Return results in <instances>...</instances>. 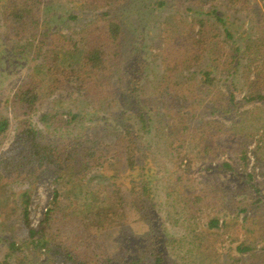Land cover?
<instances>
[{
  "label": "rangeland",
  "instance_id": "1",
  "mask_svg": "<svg viewBox=\"0 0 264 264\" xmlns=\"http://www.w3.org/2000/svg\"><path fill=\"white\" fill-rule=\"evenodd\" d=\"M16 1L20 0H0V122L4 119L9 121L6 131L0 134V160L10 152L15 136L20 130V124L26 121H29L39 133V139L45 144L56 142L64 147L77 140L93 138L94 135H107V130H117L123 133L130 131L142 151L134 170L123 164L115 167L114 162L110 161L103 164L102 169L91 171L85 180L86 185L97 187L110 185L113 181L126 184L128 190L124 194L127 198L123 199L122 206L128 211V215L122 220L123 226L97 232L88 228L89 220L75 217L71 219L66 217V211H59L55 216L57 220L54 221V227L60 230L56 237H58L57 242L62 245V252L52 249L35 253L33 264H66L65 259L71 263L66 255L68 252L74 259L82 260L87 264H93V260L104 262L109 257L113 258L111 259L113 264H119L123 262L122 260L126 262L133 257H139L138 249H145L146 244L138 241L136 236L141 235L133 231V228L142 225L137 223L139 210L130 204L132 195L129 196V189L133 183L139 187L145 205L150 208L147 212L150 213L153 219L152 225L156 229L155 241L166 264H194L195 261L200 263V260L189 252L187 241L184 242L188 237L193 239L195 233H203L210 240L217 242H215L216 250L220 252L216 257L218 258L216 264H242L243 260L247 261L246 264H264V231L257 232L261 224L264 225V103L260 101L248 103L245 100L250 89L248 78L255 77V71L251 72V65L253 68L257 64L261 65V71L264 70V0H241L236 5H228L224 0L207 3H182L181 0H126L116 11L119 19L130 24L129 33L132 43H135L137 48L145 49L152 54H161L164 49L167 41L165 33L167 26L180 27L184 32L180 38L185 40L190 35V24L195 25L197 31L202 24H206L210 36L219 34L221 41L225 40L229 48L239 49L237 61L241 62V65L229 72L224 71L215 75L217 82L209 88L215 103L212 102L209 106L213 109L201 113L202 116L192 122V125L200 127L204 120L215 119L227 126L240 129L245 135L242 144L248 146L249 163L246 167L243 166L240 158L243 148L239 145L234 146L240 142V139L232 137L235 133L232 128V132L225 135V143L219 142L218 145L211 146L216 152L212 160L207 161L203 146L198 142L186 143L184 151L192 155V164L190 170L186 163L183 164L181 171L168 153L170 140L177 139L179 127L174 125L172 118L154 100L145 101L148 96V80L151 81L153 78L151 72H159L160 68L156 67V64L160 60L154 64L148 57L146 67H139L134 60L136 55H131V58L127 59V67L131 68V75L136 81L135 88L133 84L130 85L131 77L125 75L122 82L115 86L117 92L119 91L124 97L118 100V96L115 95L116 102L111 108L104 109L105 106L100 108L92 101L91 91L86 85L83 74L85 69L75 66L69 71L72 76L70 81L82 84L85 82L78 91L71 88L69 92L63 90L62 86L61 89L56 87V90L50 91V87L45 86L42 88L45 98L39 103L35 112L24 116L18 108L14 109L12 98L19 87L35 73L40 61L35 55L37 40L31 41L30 47L29 42L26 41L29 37L19 41L9 36L8 20H12L10 13ZM82 1L72 3L68 0H41L39 18L43 24L45 20L51 23L53 30L73 36L95 20L96 15L101 12L84 11V1ZM70 14L78 15L79 19H69ZM218 17L222 20L219 33L214 32L215 28L212 26L219 21ZM227 30L233 36L230 42L227 41ZM79 37L74 35L75 39L79 40ZM180 38H172V40L180 41ZM249 44L253 46L252 50H248ZM209 58L210 56L191 71L203 78L202 70L211 66L208 64ZM124 70L126 71L127 68ZM118 77L115 75L113 84ZM153 80L151 83L156 84V80ZM232 93H235L233 102L230 99ZM222 99L226 101L223 105L219 101ZM213 110H215L214 115L211 113ZM248 110V114L244 113ZM257 110L261 113H254ZM141 111L144 118L140 114ZM73 114L77 116L75 122H71ZM226 164L229 167H226ZM24 175L25 173L10 179L16 180L17 183L7 190L6 197L10 205L16 203L20 207L24 199L22 193L27 191L31 195L29 220L35 227L44 218L47 208L54 203V185L48 181L49 176L40 182L32 178L33 184L29 185ZM180 175L183 176V180L177 181ZM144 186L148 189L145 190ZM221 190L228 193L242 191L248 196L247 202L250 203L249 216L260 218L256 224L252 221L248 223V227L256 231L247 240V244L251 247L249 252L242 253L238 247L239 242L244 238L242 233H239L244 214L237 216L234 212L230 213L228 206L230 210L233 209L234 202L231 197L227 206L224 204L220 206L217 203L216 199L219 198ZM168 192H172L171 196H168ZM183 194L192 195L191 198L201 196L203 203L199 201L196 205L201 206L210 202L211 208L198 211L197 213H200L198 217L191 219L188 215V205L182 201ZM55 204L59 207L68 206L71 204V199L60 198ZM21 212L22 210L18 211L10 227L5 228L0 224L2 256L7 253L12 254L10 242L20 243L23 240L24 231L20 230ZM213 219H219V225H226L228 229H215L210 225ZM145 228L147 229L146 225ZM235 238L237 240L233 241ZM98 242L102 246L101 249L96 247ZM117 242L134 249L127 253L120 252ZM31 252L32 249L25 246L19 253L14 254L13 258ZM145 261L148 263V257Z\"/></svg>",
  "mask_w": 264,
  "mask_h": 264
},
{
  "label": "trees",
  "instance_id": "2",
  "mask_svg": "<svg viewBox=\"0 0 264 264\" xmlns=\"http://www.w3.org/2000/svg\"><path fill=\"white\" fill-rule=\"evenodd\" d=\"M68 1L73 3V1L80 0ZM83 1L84 11L101 12L96 15L95 20L74 34L80 36L79 40L75 39L74 35L68 36L53 30L51 23L46 22V20L43 24L39 18L41 0H20L16 1V5H13L10 13L12 20H8L10 25L9 36L11 39L19 41L29 37L26 41L29 42L30 47L31 41L37 40L35 55L40 59L35 73L19 87L12 98L14 109L18 108L22 111V115L28 116L37 110L39 103L45 98L43 87L49 86L50 91H54L57 89L56 87L61 89L62 86L63 90L71 92V88L78 91L85 82L91 91L92 101L100 108L102 106H105L104 109L111 108V105L114 106L116 102L115 95L118 96V100L124 97L119 91L117 92L115 86L122 82L125 75L131 77L130 85L133 84L135 88L136 81L131 75V68L127 67V59L131 58V55H136L134 60L139 64V67H146V59L150 57L154 64L160 60L156 64V67L160 69L158 73L156 71L151 72L153 74L151 81L154 79L153 81L156 80L157 83H151L148 80V96H146L145 101L154 100L172 118L174 125L179 127L177 139L170 140L171 143L168 145V153L174 159L178 170L181 171V167L185 163L190 170L192 164V155L184 151L186 143L198 142L199 145L203 146L207 161L212 160L216 156V152L211 146L218 145L219 142L225 143V135L231 133L232 128L235 130L232 137H239L240 139V142L234 146L239 145L243 148L241 156L236 154L240 156L243 166L246 167L249 163L248 146L242 144L245 135L240 129L227 126V124L215 119L204 120L200 127L192 125V122L199 119L201 113L213 109L209 106L213 102L209 88L217 82L215 75L224 71L229 72L234 67L241 65V62L237 61L239 49L229 48L225 40L221 41L219 34L210 36V30H206V24H202L199 31L196 30L195 25L190 24V35L185 40L180 38L184 33L180 27L167 26L165 28L167 41L164 49L160 52L161 54H152L145 49L137 48V45L132 43L129 33L130 24L124 23L116 14L117 9H120L126 0ZM209 1L215 0H181L182 3H207ZM224 1L228 5H236L241 2V0ZM247 7L245 6V8ZM69 19L77 20L79 16L70 14ZM218 19L219 21L212 24L215 28L214 32L217 33H219L218 29H220L219 25L222 21L221 18L218 17ZM40 25L41 27H39ZM226 35L227 41H232L233 36L228 30ZM172 38H180L181 40L173 42ZM44 47L45 49H43ZM252 48L253 46L249 44L248 50H252ZM208 56H210V63L208 64L212 67L203 69L201 73L203 78H201L191 69L202 64ZM75 66L85 69L83 73L85 76L84 84L70 81L72 76L69 71ZM124 68H127V72ZM261 68L262 66L258 64L254 68L251 65V72L255 71V77L253 79L248 78L250 89L245 98L248 103L259 101L264 103V70L261 71ZM115 75L119 77L113 84ZM234 96L235 93H232L230 97L232 102L235 99ZM219 101H221V105L226 102L223 99ZM213 104L215 103L213 102ZM211 113L214 115L215 110ZM244 113L248 114L249 110ZM254 113L259 114L261 111L257 110ZM140 114L144 118L143 111ZM76 118L77 116L73 114L71 122H75ZM26 123L20 124V130L15 136L10 152L0 160V224L5 228L10 227L9 225L14 221L18 211L22 210L20 230L24 231V237L20 243L16 241L9 243L12 254L7 253L2 256L0 252V264H33L35 253L52 249L62 252V245L57 242L58 237H56L60 230L54 227V221L57 220L55 216L59 211H66V217L71 219L75 217L89 220L88 228L97 232L123 226L122 220H125L128 215V211L122 206L123 199L127 198L124 194L128 190L126 184L113 181L110 185L97 187L96 185H86L85 180L91 171L102 169L103 164L110 161L114 162L115 167L123 164L134 170L137 160L142 154L136 138L130 131L123 133L117 130H107V135H94L93 138L77 140L62 147L56 142L43 143V140L39 139V133L29 121ZM8 125L9 121L6 119L0 122V134L6 131ZM216 133L220 134L215 135ZM226 167H229L228 164ZM23 173H25L23 177H27L25 180L29 182V185L33 184L31 183L32 178L40 182L48 176V181L54 185V203L50 208H47L44 218L35 227L29 220L31 195L27 191L22 193L24 199L20 207L16 203L10 205L6 197L7 190L14 183H17L16 180L10 179L13 176L17 178ZM249 176L253 178L252 175ZM179 180L182 181L183 176L180 175L177 181ZM144 189L147 190L148 187L144 186ZM171 193L168 192V196H171ZM129 196L131 197L130 204L139 210L137 219L141 222L137 221V223L142 224V228H140L141 226H134L135 228H133L134 233L141 236H134L137 237L138 241L146 244V247L145 249H138L139 257H133L126 262L122 260L123 262L119 264H166L155 241L156 229L152 225L153 219L150 213L147 212L150 211V208L145 205L144 196L139 193V187L134 183L129 189ZM191 196L183 194L182 201L188 205L190 218L196 219L200 214L197 212L210 209L211 203L197 206V202L203 203L202 197L197 195L191 198ZM229 197L234 200L233 209L237 207V209L231 208L230 210V206H228L230 213L234 212L237 216L244 214L239 226V233H242L244 238L239 242L238 247L242 253L249 252L251 247L247 244V240L256 231L249 228L248 223L252 221L256 224L260 218L249 216L250 203L247 202L248 196L242 191L228 193L221 190L216 201L220 206L223 204L227 206ZM60 198L71 199V204L64 207L57 206L55 202ZM219 224V219H213L210 223L217 230L228 229V226H220ZM262 231H264L263 224H261V228L257 229L259 233ZM16 232L19 233L20 231ZM188 239H184V242L187 241L190 247L189 252L200 260V263L195 261L194 264H204L207 261L209 264L212 262L216 264L218 260L216 257L220 252L216 250V241L210 240L203 233H195L193 239L189 237ZM236 240V238L233 239V241ZM172 242H176V240H172ZM103 243H105L104 240ZM117 243L120 252L127 253L134 249L130 246L125 247L120 242ZM25 246L32 249L31 254L24 253L13 258L14 254L19 253ZM96 247L102 248L99 242ZM66 255L71 261L69 263L65 259L66 264H87L82 260L74 259L70 252ZM147 257L148 263L145 261ZM111 259L113 258L109 257L104 262L93 260V264H113ZM243 263L246 264L247 261L243 260Z\"/></svg>",
  "mask_w": 264,
  "mask_h": 264
}]
</instances>
